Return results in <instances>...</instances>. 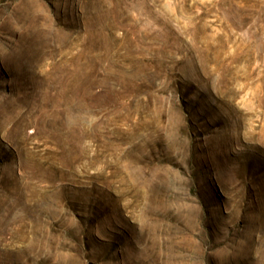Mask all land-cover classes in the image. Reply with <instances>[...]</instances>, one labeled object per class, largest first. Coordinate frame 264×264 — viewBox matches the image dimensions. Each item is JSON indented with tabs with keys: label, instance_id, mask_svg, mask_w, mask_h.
Here are the masks:
<instances>
[{
	"label": "rangeland",
	"instance_id": "1",
	"mask_svg": "<svg viewBox=\"0 0 264 264\" xmlns=\"http://www.w3.org/2000/svg\"><path fill=\"white\" fill-rule=\"evenodd\" d=\"M0 264H264V0H0Z\"/></svg>",
	"mask_w": 264,
	"mask_h": 264
}]
</instances>
